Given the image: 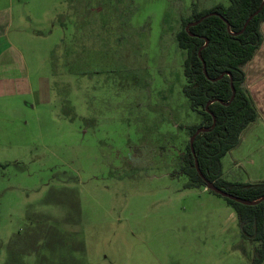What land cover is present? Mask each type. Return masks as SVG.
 I'll use <instances>...</instances> for the list:
<instances>
[{
    "label": "rangeland",
    "instance_id": "374dc122",
    "mask_svg": "<svg viewBox=\"0 0 264 264\" xmlns=\"http://www.w3.org/2000/svg\"><path fill=\"white\" fill-rule=\"evenodd\" d=\"M216 2L0 0V264H252L233 205L164 146L201 119L176 34ZM222 162L264 180V131Z\"/></svg>",
    "mask_w": 264,
    "mask_h": 264
},
{
    "label": "trees",
    "instance_id": "16d2710c",
    "mask_svg": "<svg viewBox=\"0 0 264 264\" xmlns=\"http://www.w3.org/2000/svg\"><path fill=\"white\" fill-rule=\"evenodd\" d=\"M259 8L244 28L247 19ZM192 21L196 22L189 24ZM263 24L264 0H229V3L216 2L205 7L194 3L176 39L178 45L186 49L187 81L183 91L191 109L201 119L177 125L176 130L170 131L172 140L164 144L168 147L173 142L174 146H179L176 152L169 153L176 163L172 174H186V186L206 187V179H209L250 201L225 196L238 214L242 236L254 243L252 264H264V180L227 179L222 158L238 145L246 127L259 115L247 90L246 65L264 40ZM232 83L236 89L234 96ZM199 127L207 128L196 134L192 146L191 136ZM183 131H189L188 139L183 137ZM180 148L183 150L179 151ZM196 158L205 176L198 170Z\"/></svg>",
    "mask_w": 264,
    "mask_h": 264
},
{
    "label": "crops",
    "instance_id": "0c3cea01",
    "mask_svg": "<svg viewBox=\"0 0 264 264\" xmlns=\"http://www.w3.org/2000/svg\"><path fill=\"white\" fill-rule=\"evenodd\" d=\"M246 74L247 90L249 91L250 96L258 109L259 115L255 121L251 122L246 127L242 133L241 139L245 135L248 128H261L264 131V40L254 57L246 65Z\"/></svg>",
    "mask_w": 264,
    "mask_h": 264
},
{
    "label": "water",
    "instance_id": "95a60500",
    "mask_svg": "<svg viewBox=\"0 0 264 264\" xmlns=\"http://www.w3.org/2000/svg\"><path fill=\"white\" fill-rule=\"evenodd\" d=\"M260 8H261V7H260ZM260 8H259L256 12H254L253 14H251V16L247 19V21H246V23H245V25H244V28L246 27V25H247L248 21L250 20V18H251L255 13H257V12L260 10ZM195 22H196V21H192V22H190L189 24H192V23H195ZM188 27H189V26H187V28H188ZM204 70H205V72H206V74H207V68H206V63H205V61H204ZM232 87H233V96H234V95H235V92H236V89H235V86L233 85V83H232ZM211 101H212V100H211ZM211 101H210V102H211ZM215 123H216V120H214V124H215ZM206 128H207V127H199V128L197 129V131L195 132V134H193V135L191 136V145H192V146H193V142H194V138H195L196 134L199 133L200 131L206 129ZM196 166H197L198 170L200 171V173H201L203 176H205V175L202 173V171H201V169H200V167H199V161H198L197 158H196ZM206 180H207V188H212V189L216 190L217 192L223 194L224 196H228V197H231V198H234V199H237V200L243 201V202H250L249 200H247V199H245V198H242V197H240V196H237V195H235V194H233V193H231V192H229V191H227V190H225V189H223V188L217 186L212 180H209V179H206ZM263 197H264V196H263Z\"/></svg>",
    "mask_w": 264,
    "mask_h": 264
}]
</instances>
